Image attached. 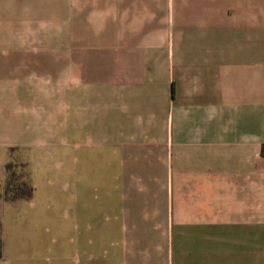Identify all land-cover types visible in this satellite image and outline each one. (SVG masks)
Wrapping results in <instances>:
<instances>
[{
	"label": "crops",
	"instance_id": "0c3cea01",
	"mask_svg": "<svg viewBox=\"0 0 264 264\" xmlns=\"http://www.w3.org/2000/svg\"><path fill=\"white\" fill-rule=\"evenodd\" d=\"M2 2L18 32L81 36L0 41V178L11 151L48 169L57 136L97 162L95 205L59 203L68 264H264V0ZM28 177L0 203L55 208Z\"/></svg>",
	"mask_w": 264,
	"mask_h": 264
},
{
	"label": "rangeland",
	"instance_id": "374dc122",
	"mask_svg": "<svg viewBox=\"0 0 264 264\" xmlns=\"http://www.w3.org/2000/svg\"><path fill=\"white\" fill-rule=\"evenodd\" d=\"M0 12L3 13V2L0 4ZM39 20V18L37 19ZM47 18L41 20L44 21ZM56 27L40 25L30 28H56L57 31H38V32H18L16 31L15 18L0 16V41L17 42V41H55L57 43L69 39L79 40L80 34H70L62 31L63 17H57ZM13 24V25H10ZM58 29H61L59 31ZM54 158L48 161V169L40 167L39 161L31 159L21 160L24 162V171L27 173L38 174L34 180L38 186L36 195L45 196L50 202L55 201V208L37 210L33 208L29 201H22L20 204L12 205L11 203H0V220L2 229L0 236L2 240V255L0 264H68L69 260L74 259L79 251V241L74 240L78 227H73L74 215L70 214V225L66 226L64 219L66 211L63 205L64 191L68 197V203L71 205L87 203L94 206L96 203L97 190L100 183L97 184V162L94 159L81 161L72 157V160L65 161L63 158V144L56 138ZM264 148V147H263ZM261 155L264 158L263 150ZM24 157V156H21ZM46 163V162H45ZM70 165V177L64 179V169ZM19 174L23 173L22 166L15 164L13 167ZM47 172V175L46 173ZM4 174V168H3ZM29 178V177H28ZM6 173L0 178V199L3 198V189L5 186ZM30 180V179H29ZM152 187L159 184L158 177L150 178ZM32 184V183H31ZM82 186V193L78 187ZM15 200V199H14ZM27 202V203H26ZM264 210V209H263ZM78 225V224H77ZM66 228V231H65Z\"/></svg>",
	"mask_w": 264,
	"mask_h": 264
},
{
	"label": "trees",
	"instance_id": "16d2710c",
	"mask_svg": "<svg viewBox=\"0 0 264 264\" xmlns=\"http://www.w3.org/2000/svg\"><path fill=\"white\" fill-rule=\"evenodd\" d=\"M19 161L15 156H13V152L11 151L9 154V159L4 165L6 179L5 186L3 189V198L6 200H14L18 198H28L31 196L33 191V186L28 178L27 173L24 171V162ZM14 163L22 166L23 173H18L13 167ZM0 230H1V222H0ZM2 255V240L0 236V256Z\"/></svg>",
	"mask_w": 264,
	"mask_h": 264
},
{
	"label": "built area",
	"instance_id": "2783aa9c",
	"mask_svg": "<svg viewBox=\"0 0 264 264\" xmlns=\"http://www.w3.org/2000/svg\"><path fill=\"white\" fill-rule=\"evenodd\" d=\"M263 154H264V148H263Z\"/></svg>",
	"mask_w": 264,
	"mask_h": 264
}]
</instances>
